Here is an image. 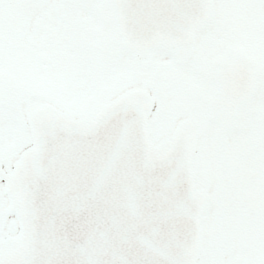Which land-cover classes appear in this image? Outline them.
I'll return each mask as SVG.
<instances>
[{"label":"snow or ice","instance_id":"obj_1","mask_svg":"<svg viewBox=\"0 0 264 264\" xmlns=\"http://www.w3.org/2000/svg\"><path fill=\"white\" fill-rule=\"evenodd\" d=\"M0 264H264V0H0Z\"/></svg>","mask_w":264,"mask_h":264}]
</instances>
